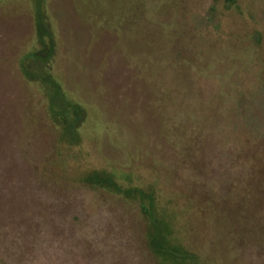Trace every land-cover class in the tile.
<instances>
[{
  "label": "rangeland",
  "instance_id": "obj_1",
  "mask_svg": "<svg viewBox=\"0 0 264 264\" xmlns=\"http://www.w3.org/2000/svg\"><path fill=\"white\" fill-rule=\"evenodd\" d=\"M37 1L0 0V264H163L95 171L201 264H264V0H43L47 64Z\"/></svg>",
  "mask_w": 264,
  "mask_h": 264
},
{
  "label": "trees",
  "instance_id": "obj_2",
  "mask_svg": "<svg viewBox=\"0 0 264 264\" xmlns=\"http://www.w3.org/2000/svg\"><path fill=\"white\" fill-rule=\"evenodd\" d=\"M36 13L38 40L42 49L35 54H30V56L40 57L47 64L52 59L55 42L46 23L43 0L37 1ZM55 87L59 89L57 83H55ZM57 114L59 120L64 124L63 133L76 136L81 119L85 114L84 109L79 104L69 103L66 107L59 110ZM87 182L100 187L110 188L128 196H139L141 210L151 222L149 234L150 247L161 258L163 264H201L198 255L180 242L177 243V240L173 237L174 227L172 217L168 218L167 210L161 209L155 188L150 190L130 188L126 190L111 176L98 171L89 174Z\"/></svg>",
  "mask_w": 264,
  "mask_h": 264
}]
</instances>
